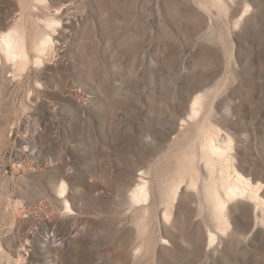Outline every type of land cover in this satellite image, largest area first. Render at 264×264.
Returning <instances> with one entry per match:
<instances>
[{
    "label": "rangeland",
    "instance_id": "obj_1",
    "mask_svg": "<svg viewBox=\"0 0 264 264\" xmlns=\"http://www.w3.org/2000/svg\"><path fill=\"white\" fill-rule=\"evenodd\" d=\"M0 264H264V0H0Z\"/></svg>",
    "mask_w": 264,
    "mask_h": 264
},
{
    "label": "bare ground",
    "instance_id": "obj_2",
    "mask_svg": "<svg viewBox=\"0 0 264 264\" xmlns=\"http://www.w3.org/2000/svg\"><path fill=\"white\" fill-rule=\"evenodd\" d=\"M8 36V35H7ZM5 39H3L2 41V47L5 48V51L8 53V54H12L13 52H15L16 48H17V44H16V40H15V36L12 37V36H8ZM21 44V43H20ZM45 44V43H44ZM42 52V51H41ZM201 153V152H200ZM202 154V153H201ZM206 159V158H205ZM206 162L208 163H213V160L210 159V158H207L206 159ZM222 186L224 189L227 190V198L230 197V195H234L236 196L237 194L239 195L240 191H239V186L238 187H232L230 185H227L226 182H222ZM242 191V190H241ZM208 192L209 194L211 195V197L214 199L215 203L216 204H219L220 201H219V198H218V194L212 189V187L210 186L208 188Z\"/></svg>",
    "mask_w": 264,
    "mask_h": 264
}]
</instances>
